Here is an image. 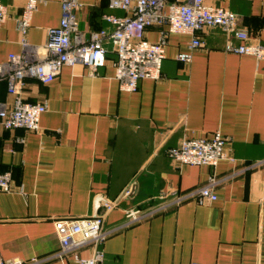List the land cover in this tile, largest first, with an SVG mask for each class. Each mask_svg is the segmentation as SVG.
I'll return each instance as SVG.
<instances>
[{"label": "crops", "instance_id": "1", "mask_svg": "<svg viewBox=\"0 0 264 264\" xmlns=\"http://www.w3.org/2000/svg\"><path fill=\"white\" fill-rule=\"evenodd\" d=\"M1 1L7 18L0 25V62L21 51L15 18L25 0ZM206 1L229 8L238 26L264 44V0ZM79 3L77 27L85 36L113 28L104 13L125 14L108 0ZM59 19L60 0H38L25 33L29 44L43 46ZM164 28L149 26L145 36L156 41ZM198 35L204 44L189 49L190 34L168 33L161 76L142 78L131 91L118 87L109 43L105 64L94 72L75 63L48 83L25 78L23 98L46 109L38 130L0 125V172L11 174V190H0L1 257L78 264L53 256L60 249L54 221L100 213L104 199L120 198L101 226L104 264H264V179L251 166L264 157V58L226 52V35L217 28ZM178 53H189V60ZM11 100L0 81V105ZM217 130L228 137L234 161L178 165L168 156L182 137ZM210 179L215 200L173 201V191ZM153 206L159 207L151 215L126 222L125 208ZM93 248L88 243L79 252L87 256Z\"/></svg>", "mask_w": 264, "mask_h": 264}, {"label": "built area", "instance_id": "2", "mask_svg": "<svg viewBox=\"0 0 264 264\" xmlns=\"http://www.w3.org/2000/svg\"><path fill=\"white\" fill-rule=\"evenodd\" d=\"M38 0H25L21 12L15 18L17 29L21 33L19 40L21 51L11 52L6 60L0 62V81L6 82L7 92L12 96L11 103L0 105V125L11 129L22 127L28 130L39 129L40 114L46 109L41 101H27L23 98L25 78H35L41 83L50 82L63 65L81 63L91 72L103 66L106 58V43L115 53L114 77L121 90H135L142 78L158 79L161 76V64L165 56L166 36L168 33H188L191 40L188 48L202 46L204 41L199 32L217 28L226 35L225 51L235 54L253 55L264 58V44L251 39L248 33L238 26L237 15L229 8L212 4L206 0H108V7L125 11L122 16L104 13L102 17L113 25L110 31L103 28L92 30L85 36L77 27L76 10L79 0H60V19L56 26L47 28L43 46L29 44L25 37L30 25L31 15ZM7 18V8L0 0V25ZM165 26L160 30L156 41L145 36L147 27ZM232 38L238 40L232 42ZM44 54L39 55L38 49ZM177 58L188 61L189 53H178ZM228 137L214 131L209 137H182L179 143L167 150L175 164L215 166L221 159L234 161L227 152ZM264 179V157L253 162ZM214 179L205 185L184 192H174L173 201L180 202L195 197L200 202L216 199L212 189ZM0 190H11V174L0 172ZM129 193V189L123 195ZM119 199H104L102 211L93 215L74 218H57L54 227L57 232L60 249L53 256L65 259L71 256L78 264H104L103 252L98 247L107 235L102 230V222L107 211L118 205ZM159 206L149 208L127 207L124 209L126 222L145 218L158 210ZM88 243L94 248L90 255L84 256L79 250ZM45 258L31 257L24 260L18 257L3 258L0 264H40ZM62 264H68L63 262ZM189 264H205L191 261Z\"/></svg>", "mask_w": 264, "mask_h": 264}]
</instances>
